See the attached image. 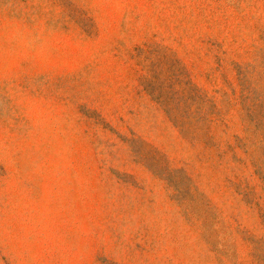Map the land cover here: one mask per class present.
Instances as JSON below:
<instances>
[{
  "label": "rangeland",
  "instance_id": "374dc122",
  "mask_svg": "<svg viewBox=\"0 0 264 264\" xmlns=\"http://www.w3.org/2000/svg\"><path fill=\"white\" fill-rule=\"evenodd\" d=\"M0 264H264V0H0Z\"/></svg>",
  "mask_w": 264,
  "mask_h": 264
}]
</instances>
